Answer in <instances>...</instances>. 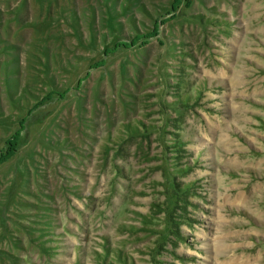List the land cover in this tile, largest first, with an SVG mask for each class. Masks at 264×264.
I'll use <instances>...</instances> for the list:
<instances>
[{
  "label": "rangeland",
  "instance_id": "rangeland-1",
  "mask_svg": "<svg viewBox=\"0 0 264 264\" xmlns=\"http://www.w3.org/2000/svg\"><path fill=\"white\" fill-rule=\"evenodd\" d=\"M0 264H264V0H0Z\"/></svg>",
  "mask_w": 264,
  "mask_h": 264
},
{
  "label": "trees",
  "instance_id": "trees-1",
  "mask_svg": "<svg viewBox=\"0 0 264 264\" xmlns=\"http://www.w3.org/2000/svg\"><path fill=\"white\" fill-rule=\"evenodd\" d=\"M11 154V150H10V152L8 153V155H10Z\"/></svg>",
  "mask_w": 264,
  "mask_h": 264
}]
</instances>
